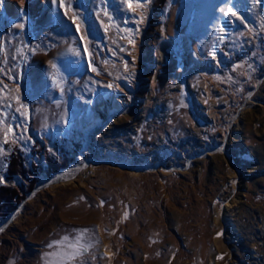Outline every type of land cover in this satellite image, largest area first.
I'll use <instances>...</instances> for the list:
<instances>
[{
	"label": "rangeland",
	"instance_id": "1",
	"mask_svg": "<svg viewBox=\"0 0 264 264\" xmlns=\"http://www.w3.org/2000/svg\"><path fill=\"white\" fill-rule=\"evenodd\" d=\"M214 1L0 0V187L22 197L0 264H264V0H234L210 30Z\"/></svg>",
	"mask_w": 264,
	"mask_h": 264
},
{
	"label": "bare ground",
	"instance_id": "2",
	"mask_svg": "<svg viewBox=\"0 0 264 264\" xmlns=\"http://www.w3.org/2000/svg\"><path fill=\"white\" fill-rule=\"evenodd\" d=\"M44 1V2H43ZM234 0H230V2H227V0H215L212 4H208L207 8H206V12H205V25L208 29H212L215 24L217 23L218 18H220V16L222 15L221 9H227L233 2ZM13 4L11 6V13H18L19 11L22 12V10H25V4L27 2V0H23V2H21V0H12L11 1ZM43 3H48L47 0H42ZM28 4V3H27ZM13 5L16 7H13ZM40 9V8H39ZM264 78V76H263ZM247 101H251L250 97L247 98ZM101 108L102 104L99 103ZM247 104L243 105L241 108V111L238 113L237 116L234 117L233 121H231L229 124L230 128L234 127L236 123H239V128H241V122L238 121L239 116L242 115L243 110L246 108ZM109 116L112 117L115 113H117L118 111H120V107L118 103H114V107L109 109ZM102 120L98 117H94L91 121V123L89 125H87L84 130L82 131V136H88L90 133H92L96 128L102 126ZM236 138V137H235ZM210 152H222V146H218V147H213L210 148ZM113 166L115 167H119L122 169H126L128 171H130L131 173H138L139 171L143 170V168H131L129 167L127 164L125 163H111ZM97 165V161H83L81 163L80 166H76V167H71L65 171H63L62 173L58 174L55 178L53 179H45L38 187L37 192L42 191L43 189L49 187V186H61V185H66L69 184L70 182H74L75 179L77 178V174L80 173L81 170H87L88 172H92L93 167ZM160 167H154V168H150L149 171H156L157 169H159ZM161 170L168 172V171H172L175 169H179V168H172V169H167V168H160ZM227 208H229V205L227 204L224 208H223V214L226 213ZM22 215V209H19L15 215L13 216V220H16L17 218H19V216ZM223 220L226 223L225 225H229L230 224V220L227 218L226 214L223 216ZM3 230V229H2ZM2 230H0V232H2ZM222 237H223V233L220 235H217V237L215 238V243L216 246L220 252L221 255V260L225 257L226 254V246L223 244L222 242ZM101 255H105L104 254V250H101ZM224 261V260H223ZM226 262V260L224 261V263Z\"/></svg>",
	"mask_w": 264,
	"mask_h": 264
},
{
	"label": "trees",
	"instance_id": "3",
	"mask_svg": "<svg viewBox=\"0 0 264 264\" xmlns=\"http://www.w3.org/2000/svg\"><path fill=\"white\" fill-rule=\"evenodd\" d=\"M67 164L62 165H55L53 169L50 170V172H47V176H51L60 170L66 168ZM8 167V175H18L25 177V170L22 163V159L20 156H17V154H11L8 158L7 162ZM32 184H30V187L32 188ZM22 201V197L19 196L18 192L13 190L12 188H9L8 186H1L0 187V220L7 218L9 215H11L16 209L18 204Z\"/></svg>",
	"mask_w": 264,
	"mask_h": 264
},
{
	"label": "snow or ice",
	"instance_id": "4",
	"mask_svg": "<svg viewBox=\"0 0 264 264\" xmlns=\"http://www.w3.org/2000/svg\"><path fill=\"white\" fill-rule=\"evenodd\" d=\"M21 2H23V0H21ZM59 2L61 3V4H63V3H67L68 4V6H69V8H71V5H72V0H59ZM122 2H127L128 3V7H132V3H131V0H122ZM148 2V0H138V3L136 4V7H142L144 4H146ZM227 2H230V0H227ZM221 12H223V13H225V15H227V14H231L232 16H237V13L235 12V11H233L232 10V7H229L228 9H221ZM106 15H107V13H105ZM77 15H79V13H74V16H77ZM142 20H143V16H141V22H142ZM19 27L20 28H23L24 27V24L23 23H21L20 25H19ZM223 30V29H222ZM86 36H87V33L85 34V37L84 38H86ZM130 42H132V41H130ZM56 66L55 65H53V68H55ZM127 67V66H126ZM93 71H95V69L93 68ZM20 107L21 108H24L25 107V105L23 104V103H21V105H20ZM17 111H19V109H17ZM10 131H11V129H9ZM64 240L65 241H67L68 240V237H65L64 238ZM59 243V242H58ZM52 245H50V247H51ZM68 247L69 248H76V244H69L68 245ZM86 249L83 247V246H80V248H79V250L78 251H74V252H72V253H70L69 254V260H74L77 256H79V255H82L83 254V251H85Z\"/></svg>",
	"mask_w": 264,
	"mask_h": 264
},
{
	"label": "crops",
	"instance_id": "5",
	"mask_svg": "<svg viewBox=\"0 0 264 264\" xmlns=\"http://www.w3.org/2000/svg\"><path fill=\"white\" fill-rule=\"evenodd\" d=\"M9 1L11 2L12 0H9ZM11 3H12V2H11ZM12 4H13V3H12ZM6 15H7V13H6ZM6 15H5V16H6ZM8 15H10V14H8ZM8 15H7V16H8ZM19 15H20V14H18V16H19ZM10 16L12 17V16H15V15H10ZM10 16H8V17H10ZM16 17H17V15H16ZM12 18H13V17H12Z\"/></svg>",
	"mask_w": 264,
	"mask_h": 264
},
{
	"label": "water",
	"instance_id": "6",
	"mask_svg": "<svg viewBox=\"0 0 264 264\" xmlns=\"http://www.w3.org/2000/svg\"><path fill=\"white\" fill-rule=\"evenodd\" d=\"M23 204H20V206H22Z\"/></svg>",
	"mask_w": 264,
	"mask_h": 264
}]
</instances>
